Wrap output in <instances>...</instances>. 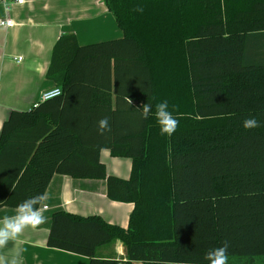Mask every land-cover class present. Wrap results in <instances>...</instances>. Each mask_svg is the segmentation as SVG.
I'll return each mask as SVG.
<instances>
[{"label":"trees","instance_id":"1","mask_svg":"<svg viewBox=\"0 0 264 264\" xmlns=\"http://www.w3.org/2000/svg\"><path fill=\"white\" fill-rule=\"evenodd\" d=\"M102 2L123 36H60L46 77L61 95L3 122L0 208L45 194L54 174L105 179L109 199L134 204L128 228L59 210L49 247L89 264H208L228 241V262L264 264V0ZM164 100L178 106L171 136L154 115ZM249 117L260 126L246 130ZM102 149L132 159L128 179L108 174ZM116 240L126 259L99 255Z\"/></svg>","mask_w":264,"mask_h":264},{"label":"crops","instance_id":"2","mask_svg":"<svg viewBox=\"0 0 264 264\" xmlns=\"http://www.w3.org/2000/svg\"><path fill=\"white\" fill-rule=\"evenodd\" d=\"M12 18L14 27H0V133L12 110H29L54 83L47 79L54 45L64 34H75L80 45L121 38L123 31L102 0H25L23 4L0 2V19ZM101 161L108 174L128 179L132 159L114 157L102 149ZM46 222L22 234L23 264H89L85 255L47 245L52 215L59 210L90 216L100 215L113 225L128 228L133 203L107 196L105 179H79L54 174L46 189ZM15 208H0V219ZM13 248L10 243L4 250ZM102 257L126 259L121 240L102 247Z\"/></svg>","mask_w":264,"mask_h":264},{"label":"clouds","instance_id":"3","mask_svg":"<svg viewBox=\"0 0 264 264\" xmlns=\"http://www.w3.org/2000/svg\"><path fill=\"white\" fill-rule=\"evenodd\" d=\"M135 11L143 12V8L137 7ZM54 92L59 95L61 90L56 88ZM127 100L129 104L132 103L131 99L127 98ZM42 102L44 101L42 100ZM171 107L172 110H170L167 100L155 105L154 115L161 135L171 136L179 126V120L173 115V110L177 109L178 106L172 105ZM138 109H140L141 119H148L153 113V105L149 102L143 103ZM242 126L246 130H251L260 125L254 117H249L243 121ZM97 130L101 135L111 131L107 117L97 121ZM46 199L44 193L29 197L17 205L14 215L4 216L0 219V264H23L24 249L21 236L26 229L34 230L46 222V217L43 214L47 208ZM10 243L13 248L5 253L4 250L8 248ZM229 247V242L224 241L220 247L209 250L205 256L208 264H228Z\"/></svg>","mask_w":264,"mask_h":264},{"label":"built area","instance_id":"4","mask_svg":"<svg viewBox=\"0 0 264 264\" xmlns=\"http://www.w3.org/2000/svg\"><path fill=\"white\" fill-rule=\"evenodd\" d=\"M10 1H14L15 3H19V4H23L25 0H0V2L2 3H7ZM16 21L12 18H2L0 19V27H14L16 25ZM59 88L61 90L60 87H52L46 91H44L40 97V100L36 103H34L33 107H37V105L39 104V102H41L42 100H48L54 97H57L59 95H61V92L59 95H56L54 92V89Z\"/></svg>","mask_w":264,"mask_h":264},{"label":"rangeland","instance_id":"5","mask_svg":"<svg viewBox=\"0 0 264 264\" xmlns=\"http://www.w3.org/2000/svg\"><path fill=\"white\" fill-rule=\"evenodd\" d=\"M257 262H258V264H261L260 260H258ZM228 264H233V263L232 262H228Z\"/></svg>","mask_w":264,"mask_h":264}]
</instances>
